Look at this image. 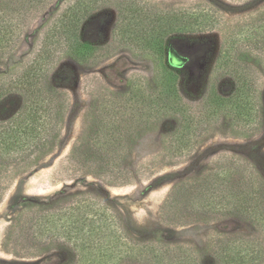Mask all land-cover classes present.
<instances>
[{
  "label": "rangeland",
  "instance_id": "rangeland-1",
  "mask_svg": "<svg viewBox=\"0 0 264 264\" xmlns=\"http://www.w3.org/2000/svg\"><path fill=\"white\" fill-rule=\"evenodd\" d=\"M74 1L40 0L28 10L11 63L29 62ZM85 1L89 10L81 27L82 39L96 54L80 62L61 52L52 64V83L67 98L60 146L32 168L13 165L0 173V264H76L68 246L40 257L17 256L6 242L4 246V238L26 202L65 207L78 195L111 208L122 231L140 246L180 245L198 255V264H214L218 238L254 242L264 253V221L188 213L178 224L174 214L163 209L176 186L221 168L245 166L264 181V0ZM123 16L125 24H137L148 33L153 31L150 20L162 16L193 28L190 33L174 34L177 40L169 57L180 71L173 79V98L165 104L172 107L171 102H177L179 114L161 116L137 130L124 165L132 178L127 185L97 176L94 163L70 160L86 122L90 128L94 125L87 116L97 100H108L111 92L128 94L136 79L146 80L149 90L158 91L166 76L162 70L167 57L162 60L151 49L122 36ZM139 19L145 21L139 25ZM200 23L209 27L196 26ZM161 25L154 28L155 33ZM17 103L18 99H12L3 116H9ZM176 122L187 133L183 138L193 144L179 156L169 145ZM149 259L145 252H138L122 264H148ZM259 264H264V256Z\"/></svg>",
  "mask_w": 264,
  "mask_h": 264
},
{
  "label": "trees",
  "instance_id": "trees-1",
  "mask_svg": "<svg viewBox=\"0 0 264 264\" xmlns=\"http://www.w3.org/2000/svg\"><path fill=\"white\" fill-rule=\"evenodd\" d=\"M39 3L40 0L0 3V173L13 165L23 170L32 168L60 146L67 98L52 83L53 61L62 52L85 62L97 52L82 39L81 27L87 19L89 5L85 0H76L62 12L29 62L11 63L26 13ZM123 18L119 31L124 38L128 37L145 50L151 49L162 60L168 58L162 70L166 76L158 91L149 90L146 80L136 79L128 94L111 92L108 100H97L87 116L94 125L90 128L86 122L70 160L80 165L94 163L97 176L127 185L132 178L124 165L130 159L137 130L161 116L179 114L177 102L173 100L172 107L165 104L167 98H173L170 94L175 87L173 79L180 71L169 57L177 40L174 34L190 33L193 28L162 16L155 22L150 20L153 31L148 33L137 24L130 27ZM187 18L193 20V16ZM144 21L139 19L137 23L141 25ZM156 24L161 28L155 33ZM203 24L194 25L209 27ZM12 99H18L16 108L9 116H3ZM176 125L170 133L169 145L174 155L179 156L193 144L183 138L187 134L183 127L178 122ZM232 166L176 186L163 209L173 213L178 224L188 213L244 216L261 223L264 221V181L254 169L244 166L240 167L242 170H233ZM215 241L214 264H259L263 259V249L254 242L222 238ZM5 242L15 255L31 257H40L58 246H68L77 258L76 264H122L138 252H145L146 258H150L146 261L148 264H198V255L180 245L140 246L132 242L111 208L83 195L57 208L47 202H26L7 231L4 246Z\"/></svg>",
  "mask_w": 264,
  "mask_h": 264
}]
</instances>
